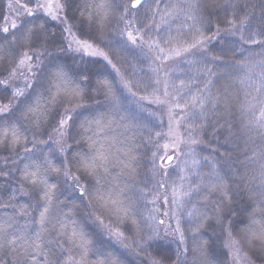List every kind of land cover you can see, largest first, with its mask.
<instances>
[{
	"label": "trees",
	"instance_id": "trees-1",
	"mask_svg": "<svg viewBox=\"0 0 264 264\" xmlns=\"http://www.w3.org/2000/svg\"><path fill=\"white\" fill-rule=\"evenodd\" d=\"M120 3L131 0H64L66 20L77 37L101 50L108 64L73 55L62 27L44 14H28L10 35L0 31L15 39L14 46L0 44V67L9 69L0 75V81H8L0 84V105L11 106L19 118L0 120V237L21 240L8 257L0 252V264H66L69 257L81 264H146L145 256L157 264L171 261L168 248L160 245L133 256L88 224L93 215L129 239L141 235L140 217L154 191L150 137L163 126L156 116L161 111L149 113L142 99L152 79L147 58L153 48L148 52L147 46H155L150 34L160 16L170 25L159 33L158 43L202 41L196 61L210 81L198 85L199 94L207 97L199 107L202 120L197 116L203 125L194 132L206 160L208 187L205 183L197 205L203 231L191 241L192 258L229 264L222 241L228 229L251 264H264V0H181L188 14L167 13L180 0H145L127 28L119 22L124 14ZM189 17L193 24L188 28L172 29L173 23L187 26ZM230 29L235 35L228 34ZM33 32L43 38L33 40ZM121 32H130L135 43ZM24 53L32 57L31 65L18 69ZM117 68L124 79L118 80ZM120 81H131L132 91ZM17 91L25 95L14 96ZM57 112L64 119L72 114L67 141L61 144V129L53 120ZM65 171L84 183L86 201L70 192ZM29 254L35 255L34 262Z\"/></svg>",
	"mask_w": 264,
	"mask_h": 264
},
{
	"label": "rangeland",
	"instance_id": "rangeland-1",
	"mask_svg": "<svg viewBox=\"0 0 264 264\" xmlns=\"http://www.w3.org/2000/svg\"><path fill=\"white\" fill-rule=\"evenodd\" d=\"M2 2L4 15L0 18L1 30L7 27L11 31L13 29L11 28L12 24L18 26L21 20L30 13L44 14L49 21L52 20V22L62 27L68 49L73 55L100 59L107 64L109 63L106 55L101 50L87 40L77 37L75 30L70 25L71 23L66 20L64 0H3ZM185 7V5L181 7L180 0L178 5L172 4L166 11L175 14L187 13ZM167 13L165 15L168 16ZM157 17L159 16L150 15V19ZM85 18L91 19L93 16ZM192 20V17L186 20L187 26H178L173 23L172 29L175 31L186 29L193 24ZM168 22L165 16L156 19L155 23L158 27L153 28V26L150 35L153 34L152 38L157 40V43L155 42V46H153L149 41L151 44L149 43L147 46L148 52L149 48H153V55L147 58V61H149L147 68H149L152 79L151 86L145 90L147 94H143L142 99H145L149 104V113L158 109L161 111L156 116L161 119L163 126L150 137L151 142L149 145L152 151L151 159H153L151 161L153 164L151 167V187L154 191H151V196H149V207L147 206L145 213L140 217L141 235L138 238L129 239L118 230H111L107 224L93 215L90 216L88 224L92 229L95 228L110 245L126 250L125 252L133 256L138 252L146 253L149 246L160 245L168 248L171 253V261H167V264H201L199 258L197 261L192 258L193 247L191 241L196 238L200 231H203V226L198 225L201 218L197 205L203 197L202 190L205 183L208 187V178L203 172V163L206 160L205 157L199 155L197 150L199 137L194 129L203 125L200 122L198 124V117L202 120L199 107L207 97L206 92L203 94L204 96L199 94L201 92L198 91L200 89L198 85H208L207 82L210 81L207 79L208 77L204 76L201 62L196 61L198 56L195 54L202 50V41H192L190 39L188 42L182 43L178 39L171 41L165 39L158 43L160 37L158 35L161 32L166 33V29L170 25ZM233 31L234 29L228 31V34L235 35ZM137 38L143 41L140 35ZM193 45L195 47H192ZM21 60L24 62H20L18 69L24 66L30 67L32 58L28 60L23 56ZM133 70L135 72L136 68H133ZM16 74L20 77L19 71ZM116 74H118V80L124 79V72L118 68ZM120 84L125 87L124 89L132 91L133 84L131 81H122V83L120 81ZM3 107L5 106L0 105V108ZM71 116L72 114L67 116L66 119ZM71 119L60 130V134L63 133L62 137L61 135L58 136L60 144L67 141V129ZM167 156L173 157L171 163H166L160 159L161 157L166 159ZM68 185L72 194L79 193L73 190L71 181H68ZM78 186L85 188L84 183L80 181H78ZM81 200L84 201L85 198ZM225 211H222V215ZM160 221H163V224ZM48 223L52 228L51 224L53 225L54 219L53 221L50 219ZM37 225L39 231L42 232L41 224L37 223ZM211 237L214 238V234ZM222 241L224 242L223 247L229 264H251L241 246L231 237L228 229L223 232ZM20 244V239L9 238L7 234L3 235L0 237V252L3 256L8 257V252L18 248ZM145 258L148 260L147 263L145 262L146 264L158 263L155 259H150L149 256H145ZM66 264L81 263L69 257Z\"/></svg>",
	"mask_w": 264,
	"mask_h": 264
},
{
	"label": "snow or ice",
	"instance_id": "snow-or-ice-1",
	"mask_svg": "<svg viewBox=\"0 0 264 264\" xmlns=\"http://www.w3.org/2000/svg\"><path fill=\"white\" fill-rule=\"evenodd\" d=\"M68 2L70 3V0H68ZM142 4H143V0H131L130 4H123V3L118 4V7L123 9V12H124V14L119 17V22L120 23H124L126 28L127 27H131L132 26V22L135 19V17L132 16V13L138 12L139 11V7L138 6H142ZM126 15L130 17V19L127 20V21H125V19H124V16H126ZM53 18L55 19V17H53ZM245 22H246L245 20H242L241 24H244ZM11 28L16 29L17 25L16 24H12ZM0 31H2V33L10 35V30L7 27L3 28ZM125 34L128 35V37H129V39L131 40L132 43H135V38L132 37L130 32H128V33L121 32V35H125ZM32 38H33V40H39V39H42L43 37L40 36L39 33L33 32ZM95 38L98 39L99 37H95ZM4 43H7L9 46H14L15 45V39L9 40L7 35H0V44H4ZM192 47H195V45H193ZM33 55H36V54L33 53ZM93 55H95V53H93ZM24 57L26 59H28V60H31V58H32L31 56H28L27 53H24ZM23 62L24 61L21 60V63H23ZM8 71H9V69L7 67H0V75H4ZM7 83H8L7 80L0 81V84L7 85ZM13 95L16 96V97H23L25 94L23 92L17 91L15 93H13ZM45 111H47V110H45ZM13 118H15L17 120V122H19V118L15 117V112L13 111V108L11 106H5L3 108H0V120H2V121H11ZM69 119H71V117H68L67 119L59 118V113L58 112L56 114V117L53 118V120H58V124H57V128L58 129L64 128L65 125H67ZM49 122L51 123L52 120H50ZM41 134H44V133H40L39 131H37V135H41ZM60 135L62 137L63 133H61ZM44 143H48V141H44ZM26 151H31V149H28ZM58 151H60L62 153L64 151V149L63 148H59ZM160 159L162 161L166 162V163H171L172 160H173V157L172 156H167L166 159H165V157H161ZM69 171H65L64 172L65 179L67 181H71L72 182L73 190L74 191H78L80 197L83 198L84 194H85V188L78 186V181H79L80 178L77 177V176H74V175H69ZM35 175L36 174L33 173V176H35ZM44 196H45V201H46V205H47V200L49 198V194L47 192H45ZM46 210H47V207H45V213H46ZM45 213H42V220H41V224L42 225L44 223L43 216H44ZM101 223H102V221H101ZM160 223L163 224V221H160ZM76 236H77V233L75 232V230H73L72 239L74 240L76 238ZM39 238L40 237L38 236V239ZM81 239H83V235L82 234H81ZM25 243H27V241H25ZM57 246H59L58 242H57ZM33 251H35V249H33ZM63 254H64V252H63V249H62L61 250V255H63ZM84 254L87 255L86 245H85ZM29 255H30L31 261L34 262L36 260L35 255H31V254H29ZM261 259H262V261H264V253H261Z\"/></svg>",
	"mask_w": 264,
	"mask_h": 264
},
{
	"label": "water",
	"instance_id": "water-1",
	"mask_svg": "<svg viewBox=\"0 0 264 264\" xmlns=\"http://www.w3.org/2000/svg\"><path fill=\"white\" fill-rule=\"evenodd\" d=\"M145 0H143V2H144ZM139 7V6H138Z\"/></svg>",
	"mask_w": 264,
	"mask_h": 264
}]
</instances>
